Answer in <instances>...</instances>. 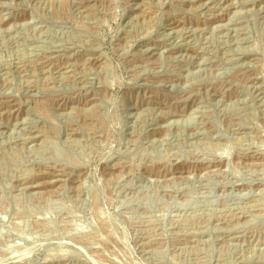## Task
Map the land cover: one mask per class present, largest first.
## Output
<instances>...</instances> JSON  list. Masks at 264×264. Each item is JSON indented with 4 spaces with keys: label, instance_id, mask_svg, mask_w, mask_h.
<instances>
[{
    "label": "rangeland",
    "instance_id": "1",
    "mask_svg": "<svg viewBox=\"0 0 264 264\" xmlns=\"http://www.w3.org/2000/svg\"><path fill=\"white\" fill-rule=\"evenodd\" d=\"M0 264H264V0H0Z\"/></svg>",
    "mask_w": 264,
    "mask_h": 264
}]
</instances>
